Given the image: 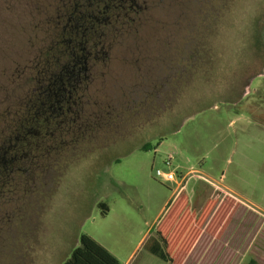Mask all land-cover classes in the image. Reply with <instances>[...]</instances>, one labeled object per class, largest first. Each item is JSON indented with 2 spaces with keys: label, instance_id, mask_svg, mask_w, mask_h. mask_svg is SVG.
<instances>
[{
  "label": "rangeland",
  "instance_id": "1",
  "mask_svg": "<svg viewBox=\"0 0 264 264\" xmlns=\"http://www.w3.org/2000/svg\"><path fill=\"white\" fill-rule=\"evenodd\" d=\"M62 5L0 0V139L15 135L8 124L30 98ZM133 27L91 64L84 124L7 184L0 264H62L81 235L122 259L155 236L178 189L197 209L229 195L264 215V0H154ZM148 55L182 59L161 96L128 87ZM147 254L143 246L133 264Z\"/></svg>",
  "mask_w": 264,
  "mask_h": 264
},
{
  "label": "flooded vegetation",
  "instance_id": "2",
  "mask_svg": "<svg viewBox=\"0 0 264 264\" xmlns=\"http://www.w3.org/2000/svg\"><path fill=\"white\" fill-rule=\"evenodd\" d=\"M164 1V0H159ZM154 0H63L57 18L51 22L53 46L36 62L33 91L27 103L10 119L13 137L0 139V201L11 178L16 180L33 166L41 149H58L70 125L84 124L85 110L78 107L80 90L89 79L91 64L106 56V48L119 36L126 39L134 25L149 12ZM60 30V31H59ZM125 39V40H126ZM178 55L170 59L144 56L135 75L128 79L133 94H165L172 87L166 80L180 79ZM92 73V72H91ZM136 80H141L136 82ZM174 89L176 85L173 84ZM159 99H161L159 97ZM1 219V215H0Z\"/></svg>",
  "mask_w": 264,
  "mask_h": 264
},
{
  "label": "trees",
  "instance_id": "3",
  "mask_svg": "<svg viewBox=\"0 0 264 264\" xmlns=\"http://www.w3.org/2000/svg\"><path fill=\"white\" fill-rule=\"evenodd\" d=\"M218 202V198L209 199L200 210H196L189 195L181 191L169 205L166 215L155 231L161 246L156 247L153 253L170 264H183L215 209L216 212L206 230L212 236L220 237L237 211L239 203L227 196L217 209ZM100 206L104 208L103 213L106 214L108 206L106 204ZM62 264L121 263L92 237L81 235L78 238V245L72 248L70 255Z\"/></svg>",
  "mask_w": 264,
  "mask_h": 264
},
{
  "label": "crops",
  "instance_id": "4",
  "mask_svg": "<svg viewBox=\"0 0 264 264\" xmlns=\"http://www.w3.org/2000/svg\"><path fill=\"white\" fill-rule=\"evenodd\" d=\"M216 189L223 192L218 188ZM180 192V189H178L174 199ZM235 200L239 203V207L222 231L220 237L212 236L206 230L215 213L213 212L206 221L201 236L183 264H264V215L258 214L253 208L246 207L237 199ZM218 204L220 203L218 202ZM193 208L200 210L194 206ZM154 235L149 231L146 232L131 254L122 259L111 248L104 247L121 264H133L137 252L143 246H145L148 254L140 264H157L151 263L149 255L157 257L163 263H168L153 253L156 247L161 246L159 240L155 238L157 237L156 232H154Z\"/></svg>",
  "mask_w": 264,
  "mask_h": 264
},
{
  "label": "built area",
  "instance_id": "5",
  "mask_svg": "<svg viewBox=\"0 0 264 264\" xmlns=\"http://www.w3.org/2000/svg\"><path fill=\"white\" fill-rule=\"evenodd\" d=\"M169 164V163H168ZM156 176L160 179H163L166 182H176L177 176L171 171L163 172L161 170L156 171Z\"/></svg>",
  "mask_w": 264,
  "mask_h": 264
}]
</instances>
